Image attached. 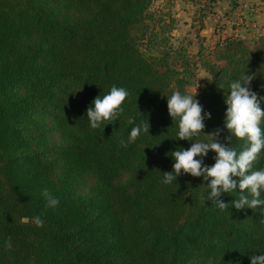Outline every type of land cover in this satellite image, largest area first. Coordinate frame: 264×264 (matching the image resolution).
<instances>
[{"label":"trees","instance_id":"1","mask_svg":"<svg viewBox=\"0 0 264 264\" xmlns=\"http://www.w3.org/2000/svg\"><path fill=\"white\" fill-rule=\"evenodd\" d=\"M151 3L0 0V264H250L264 252V206L237 210L232 192L220 197L230 205L221 211L202 202L207 182L188 174L161 183L172 170L166 153L217 131L228 146L230 80L246 71L264 98V34L228 37L199 53L210 78L195 99L211 117L197 136L179 140L166 96L187 94L185 78L140 49ZM113 85L129 92L124 111L91 129L86 109ZM141 122L149 134L121 147ZM261 167L264 151L253 165ZM45 188L55 208L46 207Z\"/></svg>","mask_w":264,"mask_h":264},{"label":"clouds","instance_id":"2","mask_svg":"<svg viewBox=\"0 0 264 264\" xmlns=\"http://www.w3.org/2000/svg\"><path fill=\"white\" fill-rule=\"evenodd\" d=\"M252 79L253 76L247 75L245 71L238 79L230 80L227 85L224 128L229 133L225 138L229 142L228 146L217 140V131L209 134L211 140H193L187 149L177 148L166 153V156L172 158V170L163 173L161 183L170 185L175 183L179 176L188 174L207 182V192L201 197L202 202L210 201L212 206L221 211L230 205L220 197L232 192L238 194V199L231 201V206L237 210L264 206V197L261 195L264 193V167L253 168L264 151V110L261 109L264 98L258 101L257 94L250 89ZM220 88L223 89V86ZM128 95L126 88L113 85L106 94L95 97L91 106L86 109L89 127L97 129L101 125L105 127L116 121L124 111L122 104ZM166 97L168 114L178 129L177 139L190 140L201 133L204 121L210 119L211 114L203 110L194 98L195 95L173 91ZM129 123H132L131 118ZM142 133L149 134L148 123L141 122L133 126L126 139L120 138L121 147L134 143ZM234 138L243 141V147L239 150L230 146ZM209 151L215 153L214 163L210 166L204 163ZM237 188L239 192L236 191ZM41 196L46 201V207L58 206L59 200L48 189H43ZM33 222L37 227H42L44 223L39 215L33 217ZM5 247L11 248L10 240L5 241ZM259 253L261 254L250 257V264H264V252Z\"/></svg>","mask_w":264,"mask_h":264},{"label":"rangeland","instance_id":"3","mask_svg":"<svg viewBox=\"0 0 264 264\" xmlns=\"http://www.w3.org/2000/svg\"><path fill=\"white\" fill-rule=\"evenodd\" d=\"M239 1L152 0L140 49L146 56L165 57L185 78L187 94L196 97L210 78L199 61L202 50L228 37L258 39L264 34V25L253 17L263 13V0Z\"/></svg>","mask_w":264,"mask_h":264},{"label":"crops","instance_id":"4","mask_svg":"<svg viewBox=\"0 0 264 264\" xmlns=\"http://www.w3.org/2000/svg\"><path fill=\"white\" fill-rule=\"evenodd\" d=\"M239 2H242V1L240 0ZM261 3H262V6L264 7V0ZM242 10L245 11V8H243ZM246 11H248L247 8H246ZM256 11H257V9H256ZM253 17L254 18H257L258 20H260L262 22V24L264 25V11H263V13L255 12L254 15H253ZM258 25H259V23H258Z\"/></svg>","mask_w":264,"mask_h":264}]
</instances>
